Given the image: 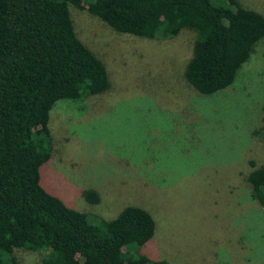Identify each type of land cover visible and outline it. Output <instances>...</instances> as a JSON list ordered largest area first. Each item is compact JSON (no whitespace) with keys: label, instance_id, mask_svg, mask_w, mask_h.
<instances>
[{"label":"rangeland","instance_id":"obj_1","mask_svg":"<svg viewBox=\"0 0 264 264\" xmlns=\"http://www.w3.org/2000/svg\"><path fill=\"white\" fill-rule=\"evenodd\" d=\"M264 17V0H236ZM77 39L103 64L105 92L48 113L41 187L90 225L126 206L154 223L143 251L169 264H264V210L248 199L249 162L264 165V38L237 84L211 96L182 78L195 34L142 39L67 7ZM235 85V86H234ZM94 190L97 204L81 198ZM18 264H43L15 250Z\"/></svg>","mask_w":264,"mask_h":264},{"label":"trees","instance_id":"obj_2","mask_svg":"<svg viewBox=\"0 0 264 264\" xmlns=\"http://www.w3.org/2000/svg\"><path fill=\"white\" fill-rule=\"evenodd\" d=\"M68 6L136 38L193 32L182 78L202 96L237 84L264 38V17L236 0H0V264H18L15 250L38 253L43 264H169L143 251L154 230L145 210L126 206L90 225L41 187L54 103L109 88L103 64L75 35ZM258 134L264 141V126ZM248 165V199L264 210V165ZM80 194L98 203L94 190Z\"/></svg>","mask_w":264,"mask_h":264}]
</instances>
